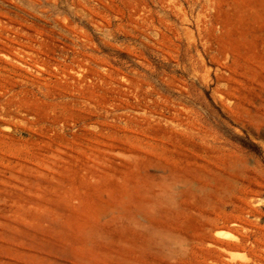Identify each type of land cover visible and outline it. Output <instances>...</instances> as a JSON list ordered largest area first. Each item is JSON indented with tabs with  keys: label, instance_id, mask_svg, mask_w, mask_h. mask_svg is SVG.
<instances>
[{
	"label": "rangeland",
	"instance_id": "obj_1",
	"mask_svg": "<svg viewBox=\"0 0 264 264\" xmlns=\"http://www.w3.org/2000/svg\"><path fill=\"white\" fill-rule=\"evenodd\" d=\"M0 264H264V0H0Z\"/></svg>",
	"mask_w": 264,
	"mask_h": 264
},
{
	"label": "bare ground",
	"instance_id": "obj_2",
	"mask_svg": "<svg viewBox=\"0 0 264 264\" xmlns=\"http://www.w3.org/2000/svg\"><path fill=\"white\" fill-rule=\"evenodd\" d=\"M223 236H225V237H230V235L229 234H222ZM232 256H234V255H232ZM233 258V257H232ZM247 258V257H246ZM233 260V259H232ZM246 261V260H245Z\"/></svg>",
	"mask_w": 264,
	"mask_h": 264
}]
</instances>
